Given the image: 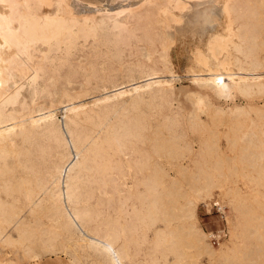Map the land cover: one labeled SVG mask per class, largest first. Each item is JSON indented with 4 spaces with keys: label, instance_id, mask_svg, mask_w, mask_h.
<instances>
[{
    "label": "bare ground",
    "instance_id": "6f19581e",
    "mask_svg": "<svg viewBox=\"0 0 264 264\" xmlns=\"http://www.w3.org/2000/svg\"><path fill=\"white\" fill-rule=\"evenodd\" d=\"M115 1L0 0V247L35 263L61 251L72 264H180L184 243L223 257L229 243L213 248L196 224L214 185L176 200L179 213L164 200L184 174L226 167L232 153L264 188V0H209L217 13L196 12L195 90L159 76L172 74L180 15L199 0L102 7ZM75 77L79 90L52 98L49 78ZM88 87L99 94L78 101ZM220 197L253 226L248 195L231 186Z\"/></svg>",
    "mask_w": 264,
    "mask_h": 264
},
{
    "label": "rangeland",
    "instance_id": "374dc122",
    "mask_svg": "<svg viewBox=\"0 0 264 264\" xmlns=\"http://www.w3.org/2000/svg\"><path fill=\"white\" fill-rule=\"evenodd\" d=\"M132 2H133L132 0H117L110 4L103 2L102 7L109 11H110L109 9L110 7L113 10H117L119 6L126 7L128 4ZM204 7H210L212 12L217 13V5L215 4L212 5L209 0H201V1L199 0V1L189 2V6L185 10H183V12L180 15V19H181L179 22L180 29L177 30V34H176L177 39L175 41V44L172 46V50H171V58L173 62L171 66L172 74H168V72H164L160 74L161 77L159 76V78H162L164 76L163 77L164 79L171 78V82L173 83L175 89H186V90L197 89V86L190 80L191 74H189L187 71L189 67L186 60L188 58V53H189L188 48L190 46V42L196 37L192 35L188 31V29L191 26V24L194 22L195 19L194 15L196 14V12ZM211 27H212L211 24L206 25L205 29H211ZM187 42H189V44ZM139 47L140 45H137V53L139 52ZM49 80H50L49 88L54 93L52 95V98H58L57 92H61L62 88L66 85H67L66 87L70 91L79 90L80 83L82 82L79 77L73 78L69 84H65L64 79L55 80L49 78ZM21 94H22L21 96H23L25 101L28 102L29 95L27 94L26 86H23V88L21 89ZM97 94H99L98 89L93 87H88L84 92V94L79 96V100L78 99L77 100L82 101L84 99L83 102H86L91 98V96ZM39 101L45 103L47 102V99L46 98L39 99ZM57 106L58 107L56 110V114L59 117V119L62 120V115L60 112L62 107H60L59 104ZM249 164L250 163H246V160L239 154L232 153L230 156V162L228 166L225 165L226 167L217 169L215 171H211L210 173L202 172L198 175L195 174L194 176H197V178H193V176L190 174H184V177L181 178V187L179 189H175L172 192V194L170 192L168 198H165L164 202L166 201L170 202L169 204L167 203V206L169 207V208L167 207V209H171L172 211V208H174L175 209V210L173 209L174 213L175 211L179 213L178 209L175 208L178 205L175 204L176 200L178 201V203L184 204L189 196L193 197V195H197L198 190L203 186L206 185L210 187L214 185V189L211 187L212 190H210L212 192V195L213 196L216 195L218 198H220L221 202H223L224 205L227 206V214L225 217L227 235H225L223 241L220 242L219 245H226V244L228 245L229 243L232 249L229 250L227 255L223 257L213 258L209 260L207 255H204L199 251L196 252L195 249L188 247V245L184 243L182 249L180 250V252L182 253L180 264H264V200H263L264 188L259 185L256 186L255 183L253 182V179L255 177H258V175L255 171H253L252 168H250ZM231 186L240 189L244 197H246L247 195L248 197H250L248 198V201H244L243 207L245 209L248 208L252 210L254 209V212L256 210V214L254 213L255 215L254 214H253L254 216L252 215L253 221L251 223H253V226L251 225H250L251 227L244 226L245 224L244 219L240 221L233 220L234 214L232 208L228 203L227 198L220 197L222 191L228 189V187ZM253 189L255 193H252ZM256 192L262 194L258 193L257 195ZM253 199L254 201L256 200L258 202V205L257 202L253 201ZM199 202L200 201H198V203ZM199 214L200 212L198 211V207H197L196 224L199 228H202L203 232L204 229L212 228L215 225V223L213 222V216L205 215L203 218V223L198 221ZM176 215L177 214L173 216L174 220L172 221V228L176 227L177 225L179 215H177V217ZM233 231L235 236L230 242L231 232ZM212 247L217 248V246H212ZM23 253L24 252H22L21 250L19 251L14 248H10V247L5 248L2 246L0 247V255H1L0 258L3 257L4 261L6 262L9 261L11 263L13 262L14 264H37V263L38 264H72L69 261L68 254L63 253L61 251H56L55 253L43 254L40 257V259L37 261V263L31 261V259L29 260L28 257L25 256V254L23 256ZM81 261L84 262L82 264H87V261L85 260H81Z\"/></svg>",
    "mask_w": 264,
    "mask_h": 264
},
{
    "label": "built area",
    "instance_id": "2783aa9c",
    "mask_svg": "<svg viewBox=\"0 0 264 264\" xmlns=\"http://www.w3.org/2000/svg\"><path fill=\"white\" fill-rule=\"evenodd\" d=\"M198 220L203 223L204 216H213L215 225L212 228L204 229L206 233V240L211 246H217L223 241L227 235V227L225 217L227 214V206L221 202L220 198L216 195L210 199L200 202L198 204Z\"/></svg>",
    "mask_w": 264,
    "mask_h": 264
}]
</instances>
